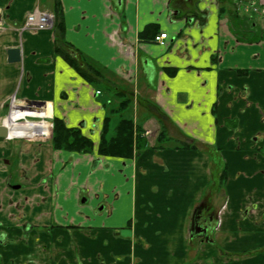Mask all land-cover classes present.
I'll return each mask as SVG.
<instances>
[{"label":"crops","instance_id":"1","mask_svg":"<svg viewBox=\"0 0 264 264\" xmlns=\"http://www.w3.org/2000/svg\"><path fill=\"white\" fill-rule=\"evenodd\" d=\"M263 11L264 0H0V126L44 114L94 144L55 150L45 121L0 137V264H264ZM31 12L56 28L26 29ZM107 117L109 138L121 120L142 130L134 157L98 153Z\"/></svg>","mask_w":264,"mask_h":264},{"label":"trees","instance_id":"2","mask_svg":"<svg viewBox=\"0 0 264 264\" xmlns=\"http://www.w3.org/2000/svg\"><path fill=\"white\" fill-rule=\"evenodd\" d=\"M60 26L61 23L58 24L59 28ZM57 42V52L66 57L82 75L87 76L86 72L90 69L95 76H97L96 79H102L99 72L89 67L87 69L82 68V65L73 59L68 51H66V46L68 47V44L61 42L59 39ZM126 105L127 103H124L121 108H124ZM109 122L110 118L107 117L104 122L98 153L102 156H117L122 158L134 157L135 149H140L138 139L142 134V130L136 128L131 120H121L116 128V135L109 138L107 137ZM52 143L55 150H66L81 154L92 153L94 150L93 142L84 136L80 129L69 128L61 119L53 120Z\"/></svg>","mask_w":264,"mask_h":264},{"label":"built area","instance_id":"3","mask_svg":"<svg viewBox=\"0 0 264 264\" xmlns=\"http://www.w3.org/2000/svg\"><path fill=\"white\" fill-rule=\"evenodd\" d=\"M255 11H257V9H255ZM54 18L55 17L54 15H52V13L31 12L27 16L26 26L30 29L34 28L37 30H42V29L51 27ZM49 21H52V22L49 23ZM167 38H168L167 33H160L159 35L155 37L154 41L158 44L164 45L166 43ZM30 111H33V110L30 109Z\"/></svg>","mask_w":264,"mask_h":264},{"label":"rangeland","instance_id":"4","mask_svg":"<svg viewBox=\"0 0 264 264\" xmlns=\"http://www.w3.org/2000/svg\"><path fill=\"white\" fill-rule=\"evenodd\" d=\"M250 11H248L247 12V14L248 15H255V17H258L260 14L259 13H255V14H253V12H252V9H249ZM53 15V14H52ZM55 18H54V20H53V23H52V25H51V27H48V28H45V29H42V30H37V29H34V28H32V29H30V28H28L27 26H26V29H29V30H31V31H34V32H38V31H46V30H48V29H50V28H56V25H57V17L56 16H54ZM18 108V107H17ZM17 108H15V109H17ZM21 109V108H20ZM22 110H27V109H22ZM34 111H38V109L37 110H34ZM14 117H19V118H21V120H18L17 122H16V124L17 125H26V126H29V124H27L26 122H30V123H37V122H41V121H43V119H41V118H26L25 120L24 119H22V117H20V116H13V118ZM11 120H12V118H11ZM23 120V121H22ZM44 121H47V119H45ZM19 122V123H18ZM49 122V121H48ZM33 125V124H32ZM36 126V125H35ZM50 127L51 126H49V127H37V129H39V128H43V129H47V130H50ZM49 138V136L48 135H44V137H42L41 138V140H47ZM34 142H37V140H35Z\"/></svg>","mask_w":264,"mask_h":264},{"label":"water","instance_id":"5","mask_svg":"<svg viewBox=\"0 0 264 264\" xmlns=\"http://www.w3.org/2000/svg\"><path fill=\"white\" fill-rule=\"evenodd\" d=\"M8 61L10 63H19L21 61V50L19 48L8 50ZM0 137L10 138V128L5 125L0 126ZM18 188V187H15Z\"/></svg>","mask_w":264,"mask_h":264},{"label":"flooded vegetation","instance_id":"6","mask_svg":"<svg viewBox=\"0 0 264 264\" xmlns=\"http://www.w3.org/2000/svg\"><path fill=\"white\" fill-rule=\"evenodd\" d=\"M194 229L199 233H206L208 230L207 220L201 210H198L194 215Z\"/></svg>","mask_w":264,"mask_h":264},{"label":"bare ground","instance_id":"7","mask_svg":"<svg viewBox=\"0 0 264 264\" xmlns=\"http://www.w3.org/2000/svg\"><path fill=\"white\" fill-rule=\"evenodd\" d=\"M49 23H51L50 21H49ZM46 112V111H45ZM47 115H44V114H42V115H40V116H35L36 118H45ZM22 119H24V118H22ZM48 119H50V118H48ZM17 120H21L19 117H14V118H12V120L10 119V120H8L6 123H7V126H12L13 124H14V122H16Z\"/></svg>","mask_w":264,"mask_h":264}]
</instances>
